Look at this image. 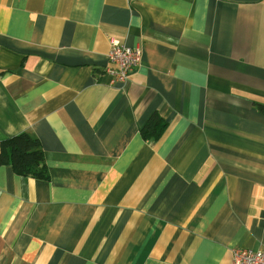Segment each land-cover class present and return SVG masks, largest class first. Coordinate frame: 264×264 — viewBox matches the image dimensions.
I'll list each match as a JSON object with an SVG mask.
<instances>
[{"label": "crops", "instance_id": "crops-1", "mask_svg": "<svg viewBox=\"0 0 264 264\" xmlns=\"http://www.w3.org/2000/svg\"><path fill=\"white\" fill-rule=\"evenodd\" d=\"M113 39L141 51L125 83ZM21 133L49 180L0 166V264L264 251V0H0V143Z\"/></svg>", "mask_w": 264, "mask_h": 264}, {"label": "trees", "instance_id": "trees-1", "mask_svg": "<svg viewBox=\"0 0 264 264\" xmlns=\"http://www.w3.org/2000/svg\"><path fill=\"white\" fill-rule=\"evenodd\" d=\"M166 128L167 122L159 114L153 113L139 132L143 140L155 142L162 137ZM0 166H10L13 173L22 178L49 180L43 151L37 139L27 133L1 141Z\"/></svg>", "mask_w": 264, "mask_h": 264}, {"label": "built area", "instance_id": "built-area-1", "mask_svg": "<svg viewBox=\"0 0 264 264\" xmlns=\"http://www.w3.org/2000/svg\"><path fill=\"white\" fill-rule=\"evenodd\" d=\"M109 65L105 74L112 82L125 83L130 79L141 62L139 48H131L117 40H111L108 52ZM230 264H264V251L239 248L232 251Z\"/></svg>", "mask_w": 264, "mask_h": 264}]
</instances>
